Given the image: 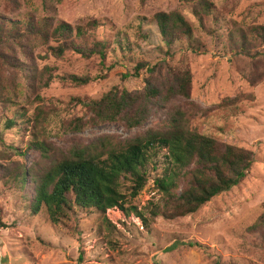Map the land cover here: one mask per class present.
<instances>
[{
	"label": "rangeland",
	"instance_id": "1",
	"mask_svg": "<svg viewBox=\"0 0 264 264\" xmlns=\"http://www.w3.org/2000/svg\"><path fill=\"white\" fill-rule=\"evenodd\" d=\"M17 1L10 9L11 2L0 0V12L15 18L54 17L73 26L99 20L102 26L98 38L120 42L107 62H115L110 72L101 71L96 57L84 59L74 52L55 57L49 45L56 44H39L33 58L40 70L50 67L58 77L107 73V78L87 86H72L57 78L49 88L37 91L29 88L20 73L4 71L7 82L14 78L15 84L7 94L13 101L8 107L0 104V117L12 115L14 107L20 106L33 121L40 122V118L48 119L42 112L54 111L52 119L42 126L34 122L32 130L17 127L1 133L0 209L7 227H0V264H264V224L258 227L264 203V77L253 84L250 64L232 56L223 45L224 38H220L228 33L231 18L264 24V0H210L216 10L208 30L196 31L191 45H178L170 52L157 24L150 19L159 12L179 10L196 23L191 7L180 0ZM143 36L147 39H141ZM139 62L147 63L149 69L159 66L154 74L144 69L135 75ZM185 72L191 74V97H174L170 102H163L162 97L155 99L152 116L143 127L128 129L119 122L65 132L64 125L71 120L87 122L91 117L76 99H98L115 86L143 91L148 80L166 87L176 74ZM126 74L129 76L125 79ZM225 100L237 101L236 106L224 107ZM178 108L200 133L253 153L254 166L240 185L215 197L193 215L158 217L150 230L132 226L109 234L97 216L85 214L65 226H55L46 213L30 210L36 193L33 180L38 181L59 160L67 158L77 143L90 145L102 137L129 139L150 128L159 129ZM32 131L46 142L43 149H29L35 137ZM149 167L150 181L132 200L139 209L149 201L163 199L153 181L162 169ZM22 172L28 179L24 187L14 180ZM255 225L256 230L252 228Z\"/></svg>",
	"mask_w": 264,
	"mask_h": 264
},
{
	"label": "trees",
	"instance_id": "2",
	"mask_svg": "<svg viewBox=\"0 0 264 264\" xmlns=\"http://www.w3.org/2000/svg\"><path fill=\"white\" fill-rule=\"evenodd\" d=\"M55 1L61 4L64 0ZM180 1L191 7L196 23L190 22L179 10L159 12L150 19L157 24L169 52L178 45H191L196 31H207L210 19L215 16L216 5L210 0ZM8 2H11L8 4L10 9L18 4L17 0ZM231 11L233 14L234 8ZM101 26L99 20L73 26L54 17L28 15L15 18L0 12V104L8 107L13 101L7 94L15 79L7 82L4 75L7 69L20 73L29 88L37 91L49 88L57 78L72 86H87L107 78V73L58 77L50 67L40 70L33 58L39 44L47 46L54 43L55 46L49 45V51L55 57H62L66 52H74L84 59L96 57L100 60L101 71L110 72L115 68V62H110V65L107 62L115 44L120 41L99 39L97 31ZM227 30L224 37L219 36L224 38L223 45L232 56L250 64L254 72L251 70L249 79L256 84L264 77V24L238 22L231 18ZM141 39H147V36ZM127 49L130 50L128 46ZM158 66L149 69L147 63L139 62L135 75L144 69L154 74ZM240 73L244 75L242 71ZM128 76L123 77L126 79ZM191 90L189 72L176 74L166 87L153 80L147 81L143 91L115 86L98 99H76L75 102L88 109L91 117L87 122L80 118L71 120L64 125L65 132H82L88 125L119 122L128 129L141 128L152 116L155 99L162 97L163 102H170L174 97L189 99ZM236 103L225 100L222 105L231 107ZM14 108L12 115L0 117L1 142L3 131L17 127L32 130L34 122L42 126L51 120L54 111L47 109L48 112H42L48 119L43 117L38 122L32 120L24 107ZM33 134L35 137L29 142V149H43L46 142L41 141L37 133ZM254 163L251 151L222 144L213 136L200 133L178 108L171 111L167 122L159 129L150 128L129 139L113 141L102 137L90 145L77 143L70 149L68 157L59 160L38 179L39 182L33 180L36 193L31 198L30 210L34 214L46 213L55 226H65L85 214L97 216L109 234L132 226L150 230L151 223L158 217L175 219L197 213L215 197L240 185ZM150 165L153 170L162 169L153 181L154 188L163 199L161 202L149 201L144 209H139L132 200L150 181ZM14 180L24 187L28 181L26 172ZM262 208L258 227L264 224V203ZM0 227H7L1 209ZM258 227L252 228L256 230Z\"/></svg>",
	"mask_w": 264,
	"mask_h": 264
}]
</instances>
